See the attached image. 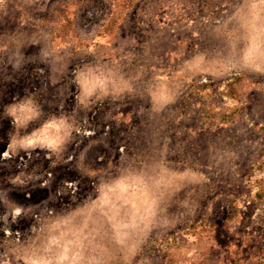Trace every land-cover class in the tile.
Instances as JSON below:
<instances>
[{
  "label": "rangeland",
  "instance_id": "rangeland-1",
  "mask_svg": "<svg viewBox=\"0 0 264 264\" xmlns=\"http://www.w3.org/2000/svg\"><path fill=\"white\" fill-rule=\"evenodd\" d=\"M0 264H264V0H0Z\"/></svg>",
  "mask_w": 264,
  "mask_h": 264
},
{
  "label": "clouds",
  "instance_id": "clouds-1",
  "mask_svg": "<svg viewBox=\"0 0 264 264\" xmlns=\"http://www.w3.org/2000/svg\"><path fill=\"white\" fill-rule=\"evenodd\" d=\"M31 102H23L21 103L20 105H13L10 109H9V112L8 114L15 117L16 120H20V117L17 116V110L18 109H24L28 106V104H30ZM33 117L30 115V116H27L25 117V120H29V119H32ZM56 124L55 123H45L42 128L39 130L40 132L42 133H45L47 134L49 132L50 129L52 130H55L56 129ZM38 133H33V135H37ZM54 142V141H53ZM28 143H32L31 140H28Z\"/></svg>",
  "mask_w": 264,
  "mask_h": 264
}]
</instances>
